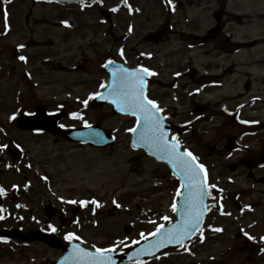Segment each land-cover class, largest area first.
Masks as SVG:
<instances>
[{
	"label": "rangeland",
	"instance_id": "374dc122",
	"mask_svg": "<svg viewBox=\"0 0 264 264\" xmlns=\"http://www.w3.org/2000/svg\"><path fill=\"white\" fill-rule=\"evenodd\" d=\"M214 1L129 0L133 12L121 7L106 22L99 9L77 12L29 2L9 6L14 32L0 39V47L6 45L0 50V171L8 190L1 231L58 228L60 238L72 234L87 248L123 251L150 237L157 225L173 221L178 184L166 167L131 150L128 130L134 120L88 100L104 85L100 65L120 48L131 66L151 67L148 98L217 190L203 242L197 237L181 251L138 264H264V167L258 168L264 155V105L255 100L263 97L264 85L249 90L246 83L258 81V60L264 68V37L261 42L256 37L264 17L254 14L263 12L264 0L228 3L226 14L252 11L251 23L242 30L233 24L232 30L229 22L243 19L226 15L218 21ZM65 19L76 29L72 33L60 27ZM43 29L51 31L50 38ZM26 41L29 58L23 65L7 45ZM39 102L67 113L64 127L100 126L113 135L114 145L97 150L17 129L14 121ZM73 113L82 119H73ZM230 139L236 145L229 153ZM80 201L88 203L81 207ZM47 204L58 208L56 217H45ZM60 253L40 242L0 241V264H49Z\"/></svg>",
	"mask_w": 264,
	"mask_h": 264
},
{
	"label": "snow or ice",
	"instance_id": "6c2138e0",
	"mask_svg": "<svg viewBox=\"0 0 264 264\" xmlns=\"http://www.w3.org/2000/svg\"><path fill=\"white\" fill-rule=\"evenodd\" d=\"M4 3H11V0H3ZM124 4L127 6V0H123ZM170 3L171 0H168ZM112 11H117L118 9L113 8ZM131 11V9H130ZM7 16L8 13L4 11L5 17V27L7 28ZM22 47V46H21ZM20 60L24 61L26 58L24 56L19 57ZM111 63V61H109ZM122 74L119 77V83L115 84L112 89L111 95L113 96L112 103L121 107V110H127L132 115L136 117V127L130 128L128 131L136 134L138 130L140 131L141 141L148 142L152 147H154L161 154V158H167L169 163L177 170V174L182 180L181 187L187 189V196L184 197L185 207L183 210L177 208V204L173 202L172 212L181 215V223L174 227H170L165 230L163 224L157 225L155 231L151 233L153 237H158L155 243H153L150 248L144 249L142 251L151 254L152 249H159L165 246L167 243H175L178 245H183L185 239H190L192 235L201 231L200 225L202 217L207 210V205L204 204V199L206 196L211 195L210 189L214 188L215 185H209L207 172L204 165L198 162L196 156H194L190 151L184 149L181 151V146L176 137H172L171 140L168 139L167 134L163 131L162 120L166 117H162L160 112L162 109L157 105L156 101L148 98L145 94V74L154 75V73L149 72L147 68H140L137 70H126L119 69ZM104 85H101L103 88ZM95 98L105 99L101 94L96 96H89L88 100ZM88 100H84L83 104L87 107ZM25 115H31V113H25ZM73 119H82L77 113L72 114ZM15 119V116L12 117ZM242 123H245L242 121ZM90 127V125H85ZM3 147H7L4 145ZM4 194V190L0 188V195ZM176 195L181 196V192L177 189ZM69 203H76V201H69ZM81 207L86 206L87 201L79 202ZM95 204V201H92ZM115 203V201H114ZM97 207L99 205L97 204ZM119 207V205H117ZM223 214V213H222ZM163 220L168 221L169 217L164 216ZM155 223V222H153ZM214 232H220L222 229L213 228ZM52 231H56L55 228ZM142 238L144 233L140 234ZM249 240H253L254 237L248 236ZM66 240L79 239L72 234L65 237ZM201 242H203V235L200 236ZM264 241V237L261 238ZM135 243V241H134ZM114 249H102L97 248L96 252L98 255L91 257L90 253L83 250H77L80 256L91 257L90 264H111L110 257L106 256V252H111ZM264 250V249H262Z\"/></svg>",
	"mask_w": 264,
	"mask_h": 264
},
{
	"label": "water",
	"instance_id": "95a60500",
	"mask_svg": "<svg viewBox=\"0 0 264 264\" xmlns=\"http://www.w3.org/2000/svg\"><path fill=\"white\" fill-rule=\"evenodd\" d=\"M108 73L110 74V80H109V86L106 88L105 93L102 95L103 97H106L105 99H100L99 101L103 102V103H109L114 107V110L120 114H131L129 111L127 110H121V107L112 103L113 100V96L111 95L112 89L115 86V84L119 83V77L122 75L119 71H115L114 69H108ZM113 81H115V83H112ZM114 84V85H113ZM50 131H53V129H49ZM163 131L167 134L168 136V127L167 126H163ZM69 137L72 140L75 141H81L84 143H88L91 144L95 147H105L107 145H111L113 143L112 139L110 137H106L104 135V133L102 131H100L99 129H93V128H86L84 130H80V131H76L73 132V134H69ZM232 144V143H230ZM132 146L135 149H144L149 155L155 157L156 159H158L161 162H164L166 164H168L172 170V172L174 173L175 176H179L177 174V170L173 167V165L171 163H169L168 159L165 158H161V154L160 152H158L154 147H152L148 142L146 141H141L140 139V131L138 130V132L136 134H134L133 136V140H132ZM229 147V146H228ZM230 148V147H229ZM180 177V176H179ZM183 207H180L179 209H182ZM47 216L50 218L52 217L55 213V210L52 208H46L45 209ZM177 217H178V221L176 224H174L173 226L170 227H174L177 224L181 223V215L179 214V212H177ZM203 220V217H202ZM201 220V223H202ZM201 226V225H200ZM169 227V228H170ZM168 229V228H167ZM165 229V230H167ZM0 236H2V234H0ZM6 236H10V237H14L16 239L22 240V241H29V240H39V241H44L47 242L51 247H56L58 246V244L56 243V241H54V239H52L50 236L47 235H43V234H10V235H6ZM158 239V237L153 238L152 240L146 242L144 245H141L140 247L136 248L134 251L128 253L127 255H123L122 257H119L117 255H113V254H105L106 256L110 257L111 259V264H118L119 262H131L135 259H140V258H144V257H153L155 256L157 253H159L161 250L166 249V248H172V247H178L180 245L173 243H167L165 246L160 247L159 249H152L151 250V254H148L142 250L144 249H148L150 248V246L156 242V240ZM187 239L184 240V242ZM70 249H72V253H75L76 257H72V258H68V255H70ZM63 250V254L64 257L59 261L60 264H90L91 262V257H95L96 255H98L97 253H93L90 251H87L79 246H66L62 248ZM77 250H83L87 253L91 254V257H83L80 256ZM73 255V254H72Z\"/></svg>",
	"mask_w": 264,
	"mask_h": 264
},
{
	"label": "flooded vegetation",
	"instance_id": "af4514ba",
	"mask_svg": "<svg viewBox=\"0 0 264 264\" xmlns=\"http://www.w3.org/2000/svg\"><path fill=\"white\" fill-rule=\"evenodd\" d=\"M14 1V0H13ZM23 3H26V2H29V5L31 7H36L38 5H41V4H48L47 0H19ZM100 1L102 0H87L86 2L82 3V4H78V5H75V6H66V8L68 9H74V8H84L88 2H91L92 5H94V7H99L100 5ZM84 6V7H82ZM10 24L11 26H13V19H10ZM70 33H72L71 31H69ZM44 111H38V110H35L34 113L38 114V115H42Z\"/></svg>",
	"mask_w": 264,
	"mask_h": 264
}]
</instances>
